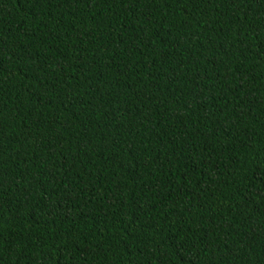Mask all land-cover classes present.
Instances as JSON below:
<instances>
[{
  "label": "trees",
  "instance_id": "trees-1",
  "mask_svg": "<svg viewBox=\"0 0 264 264\" xmlns=\"http://www.w3.org/2000/svg\"><path fill=\"white\" fill-rule=\"evenodd\" d=\"M0 264H264V0H0Z\"/></svg>",
  "mask_w": 264,
  "mask_h": 264
}]
</instances>
